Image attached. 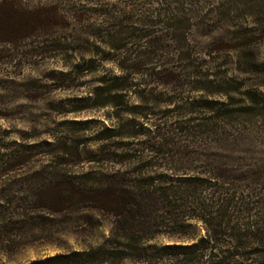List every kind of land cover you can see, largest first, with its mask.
I'll return each instance as SVG.
<instances>
[{
    "label": "rangeland",
    "instance_id": "374dc122",
    "mask_svg": "<svg viewBox=\"0 0 264 264\" xmlns=\"http://www.w3.org/2000/svg\"><path fill=\"white\" fill-rule=\"evenodd\" d=\"M88 250L264 264V0H0V264Z\"/></svg>",
    "mask_w": 264,
    "mask_h": 264
},
{
    "label": "trees",
    "instance_id": "16d2710c",
    "mask_svg": "<svg viewBox=\"0 0 264 264\" xmlns=\"http://www.w3.org/2000/svg\"><path fill=\"white\" fill-rule=\"evenodd\" d=\"M59 190H57V194L59 196H62L63 192L65 191L61 186L58 187ZM169 190L171 188H168ZM72 191L75 190L74 187L71 189ZM106 191H110L111 194L114 197L113 203H114V208L116 209V215L117 217H123L122 226L124 227H131L133 226H139L141 225L142 221H140L139 217H142V213L146 211V208L154 209V208H159L161 206H165L170 209V212H172V215L175 213V209L179 208L180 205H183L184 203L177 204L176 200H181L184 201L187 195V190L181 186H176L174 189L172 187L171 191H165L160 193H157L159 190L157 187L148 190L144 189L143 187H138V192L137 193H132L128 192L124 187H108L105 189ZM195 190L193 189V192ZM159 194V195H158ZM184 208V207H183ZM185 210V209H184ZM149 213V211H147ZM184 216L187 215V217L192 218L191 215H188V213H184ZM199 216V215H198ZM145 217H148L145 215ZM130 219H133V221H129ZM135 218V220H134ZM174 221L175 226L179 224L178 219L175 217H172L171 219ZM126 223V224H125ZM128 224V225H127ZM212 237L215 238V233H212ZM211 239V236H209ZM213 240V239H211ZM173 246H177V248H181L182 250L184 249H189L192 248L194 245L193 243L191 244H176ZM94 251L88 250V251H74L72 253H65L61 255H54L50 257H46L45 259L41 260L40 262H47V261H63L64 264H90L91 259L93 257L94 260V255L91 254ZM182 254H187V251H179ZM192 254H195L196 251H191ZM183 255V258H185ZM188 260H186V263L182 264H188ZM37 262V261H35ZM34 262V263H35ZM90 262V263H89ZM218 264H228L227 262L224 261L223 258H220L218 261Z\"/></svg>",
    "mask_w": 264,
    "mask_h": 264
}]
</instances>
